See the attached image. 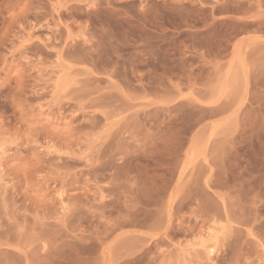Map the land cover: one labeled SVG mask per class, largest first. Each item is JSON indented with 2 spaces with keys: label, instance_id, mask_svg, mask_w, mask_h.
<instances>
[{
  "label": "rangeland",
  "instance_id": "obj_1",
  "mask_svg": "<svg viewBox=\"0 0 264 264\" xmlns=\"http://www.w3.org/2000/svg\"><path fill=\"white\" fill-rule=\"evenodd\" d=\"M0 264H264V0H0Z\"/></svg>",
  "mask_w": 264,
  "mask_h": 264
},
{
  "label": "bare ground",
  "instance_id": "obj_2",
  "mask_svg": "<svg viewBox=\"0 0 264 264\" xmlns=\"http://www.w3.org/2000/svg\"><path fill=\"white\" fill-rule=\"evenodd\" d=\"M213 240H214V239H213ZM218 240H219V239H218ZM207 241H208V240H207ZM204 243H205V241H204ZM214 244H216V243H214ZM203 246H204V245H203ZM216 247H217V246H216ZM212 248H213V247H212ZM210 251H211V250H210ZM212 251H213V250H212ZM212 251H211V252H212ZM211 252H210V253H211Z\"/></svg>",
  "mask_w": 264,
  "mask_h": 264
}]
</instances>
